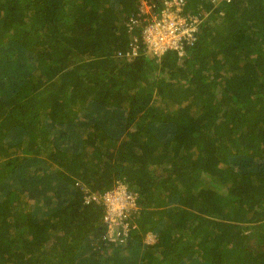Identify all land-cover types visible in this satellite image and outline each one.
I'll return each mask as SVG.
<instances>
[{
    "label": "trees",
    "instance_id": "obj_1",
    "mask_svg": "<svg viewBox=\"0 0 264 264\" xmlns=\"http://www.w3.org/2000/svg\"><path fill=\"white\" fill-rule=\"evenodd\" d=\"M142 1L0 0V264H264V0H187L161 57ZM120 185L114 243L84 197Z\"/></svg>",
    "mask_w": 264,
    "mask_h": 264
},
{
    "label": "built area",
    "instance_id": "obj_2",
    "mask_svg": "<svg viewBox=\"0 0 264 264\" xmlns=\"http://www.w3.org/2000/svg\"><path fill=\"white\" fill-rule=\"evenodd\" d=\"M215 1V0H213ZM159 2V3H158ZM187 0H143L141 13L150 16L144 27L142 36L149 53L161 56L168 50H176L180 55L186 46H193L197 39L196 18L184 14ZM147 8V10H145ZM158 12L155 9H158ZM145 20V21H146ZM139 22L132 21L129 30ZM143 24V21H142ZM139 39L134 37L128 51L120 52V57L136 58L142 54ZM79 186V183L77 184ZM87 205L95 203L105 206L104 221L108 225V242L122 243L130 232L129 220L137 212L136 195L129 193L123 185L100 195L88 192L84 197ZM150 238L154 239V236Z\"/></svg>",
    "mask_w": 264,
    "mask_h": 264
},
{
    "label": "clouds",
    "instance_id": "obj_3",
    "mask_svg": "<svg viewBox=\"0 0 264 264\" xmlns=\"http://www.w3.org/2000/svg\"><path fill=\"white\" fill-rule=\"evenodd\" d=\"M147 16H148V15H147ZM194 18H195V16H194ZM196 23H197V20H196ZM132 38H133V36L131 37V39H132ZM129 44H130V42H129ZM129 44H128V47L126 48V50H122V51L117 52V54H116V57H117V58H119L120 60L132 61V60L138 59L139 57H142V56H143V54H141L140 56H138V57H136V58L120 57V56H119V53H120V52H125V53H126V52L128 51V49H129ZM164 54H165V52H164L161 56H163ZM155 56H156V55H155ZM161 56H156V57H161ZM96 194H98V193H96ZM103 194H104V193H102V194H100V195H103ZM84 204H85V202H84ZM107 235H108V231H106V232L104 233L103 240L108 241V240L106 239ZM150 237H151V235L148 236V239H150L151 242L155 240V238L152 239V238H150Z\"/></svg>",
    "mask_w": 264,
    "mask_h": 264
},
{
    "label": "rangeland",
    "instance_id": "obj_4",
    "mask_svg": "<svg viewBox=\"0 0 264 264\" xmlns=\"http://www.w3.org/2000/svg\"><path fill=\"white\" fill-rule=\"evenodd\" d=\"M145 10H147V8H145ZM149 242H151V240L150 239H147Z\"/></svg>",
    "mask_w": 264,
    "mask_h": 264
}]
</instances>
